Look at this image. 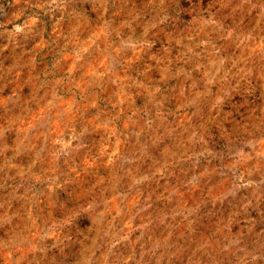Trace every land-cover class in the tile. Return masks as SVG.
I'll use <instances>...</instances> for the list:
<instances>
[{
    "label": "clouds",
    "instance_id": "1",
    "mask_svg": "<svg viewBox=\"0 0 264 264\" xmlns=\"http://www.w3.org/2000/svg\"><path fill=\"white\" fill-rule=\"evenodd\" d=\"M0 264H264V0H0Z\"/></svg>",
    "mask_w": 264,
    "mask_h": 264
},
{
    "label": "crops",
    "instance_id": "2",
    "mask_svg": "<svg viewBox=\"0 0 264 264\" xmlns=\"http://www.w3.org/2000/svg\"><path fill=\"white\" fill-rule=\"evenodd\" d=\"M118 196H113L111 198V203L114 207L117 208V210H119L118 208ZM135 198H133V201H130L129 203L131 204L132 202H134ZM138 219H127L124 221V226L127 227L129 230L131 229L132 226H138L140 224L137 223Z\"/></svg>",
    "mask_w": 264,
    "mask_h": 264
},
{
    "label": "rangeland",
    "instance_id": "3",
    "mask_svg": "<svg viewBox=\"0 0 264 264\" xmlns=\"http://www.w3.org/2000/svg\"><path fill=\"white\" fill-rule=\"evenodd\" d=\"M139 224V222H137ZM140 225L138 226H132L130 230H133V229H139Z\"/></svg>",
    "mask_w": 264,
    "mask_h": 264
}]
</instances>
